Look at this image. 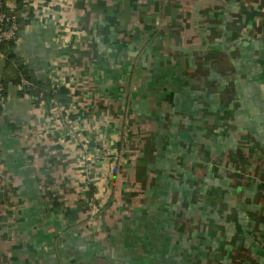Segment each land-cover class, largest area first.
I'll return each mask as SVG.
<instances>
[{"label":"crops","instance_id":"1","mask_svg":"<svg viewBox=\"0 0 264 264\" xmlns=\"http://www.w3.org/2000/svg\"><path fill=\"white\" fill-rule=\"evenodd\" d=\"M3 1L0 264H264V0Z\"/></svg>","mask_w":264,"mask_h":264},{"label":"trees","instance_id":"2","mask_svg":"<svg viewBox=\"0 0 264 264\" xmlns=\"http://www.w3.org/2000/svg\"><path fill=\"white\" fill-rule=\"evenodd\" d=\"M21 1V0H20ZM17 9H14V12L17 14L18 21H20L23 12L27 11V16L30 17L32 15V10L30 8H24L21 6V2L18 3ZM11 43V42H8ZM4 43L0 44V49L6 50V47L8 44L3 45ZM13 44V43H12ZM23 79H26L31 82V88L28 91V94L31 95L32 98H34L35 102L43 101L46 106H49L50 103L53 101H59L62 104L66 105L67 100V89L63 86H60L58 90H53L50 88L47 84L44 82L36 79L34 76L29 74L28 69L24 65L18 64V69L15 70V72L7 74V76H4L1 80L2 88L5 89L8 81L12 82L13 84H20L22 85ZM22 91V90H21ZM95 257L92 261L96 264ZM93 263V264H94ZM85 264H91V263H85Z\"/></svg>","mask_w":264,"mask_h":264},{"label":"built area","instance_id":"3","mask_svg":"<svg viewBox=\"0 0 264 264\" xmlns=\"http://www.w3.org/2000/svg\"><path fill=\"white\" fill-rule=\"evenodd\" d=\"M3 0H0V44L19 40L18 17Z\"/></svg>","mask_w":264,"mask_h":264},{"label":"rangeland","instance_id":"4","mask_svg":"<svg viewBox=\"0 0 264 264\" xmlns=\"http://www.w3.org/2000/svg\"><path fill=\"white\" fill-rule=\"evenodd\" d=\"M11 245L14 247V248H16V246L13 244V243H11ZM208 246H210V245H208ZM11 247H10V245H5L4 246V249H7V250H9ZM12 253H10V252H6V257L8 256V258H9V256L11 255ZM1 255H2V252L0 251V257H1ZM7 258V259H8ZM80 261H84V264L85 263H91V264H93L94 263V261H92L91 260V258L90 259H87V258H84L83 256H81L80 257ZM80 261L78 262V263H80ZM95 264V263H94Z\"/></svg>","mask_w":264,"mask_h":264},{"label":"flooded vegetation","instance_id":"5","mask_svg":"<svg viewBox=\"0 0 264 264\" xmlns=\"http://www.w3.org/2000/svg\"><path fill=\"white\" fill-rule=\"evenodd\" d=\"M18 233H19V235H20V236H18V238H17V239H16V238H15V239H13V241H14V240H18V241L20 242V244H21V241H23V242H25V245H27V244H29V243H30V241L27 243V239H23V240H21V239H22V237L24 236V233H23V231H22V230H21V231H19ZM23 238H25V237H23ZM25 240H26V241H25ZM18 241H17V242H18ZM14 242H15V241H14ZM13 244H14V243H13ZM20 244L18 245V244L16 243V245H15V246L17 247V248H16L17 250H19V248H21V247H20ZM22 257H23V261H26V260H28V259H27V254H24V256H22ZM24 263H25V262H24Z\"/></svg>","mask_w":264,"mask_h":264},{"label":"water","instance_id":"6","mask_svg":"<svg viewBox=\"0 0 264 264\" xmlns=\"http://www.w3.org/2000/svg\"><path fill=\"white\" fill-rule=\"evenodd\" d=\"M10 55H11V54H8V56H10ZM23 86H24V88H25L26 84H24Z\"/></svg>","mask_w":264,"mask_h":264}]
</instances>
